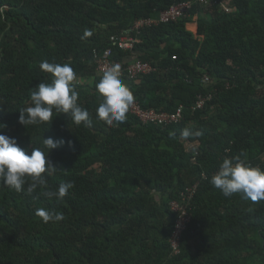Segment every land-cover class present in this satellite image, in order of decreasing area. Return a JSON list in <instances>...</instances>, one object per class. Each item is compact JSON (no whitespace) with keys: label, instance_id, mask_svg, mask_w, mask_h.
Masks as SVG:
<instances>
[{"label":"trees","instance_id":"16d2710c","mask_svg":"<svg viewBox=\"0 0 264 264\" xmlns=\"http://www.w3.org/2000/svg\"><path fill=\"white\" fill-rule=\"evenodd\" d=\"M185 1H193L188 18L158 23L161 11ZM195 1L0 0V134L29 155L42 138L63 139L47 154L56 169L44 175L52 190L73 184L63 199L42 188L27 194L30 180L22 192L0 184V264H264V200L225 197L210 184L225 157L244 153L264 170V0H222L231 13ZM195 16L202 42L186 30ZM147 19L155 23L133 29ZM85 30L92 35L82 39ZM122 39L132 51L119 48ZM131 56L158 72L131 78ZM43 60L72 66L90 127L55 111L49 125L18 122L31 91L51 82ZM98 61L120 65L143 112L182 107L183 119L98 121ZM199 95L210 100L192 110ZM185 128L200 135L181 140ZM175 201L188 205L190 219L178 235ZM41 207L64 219L42 223Z\"/></svg>","mask_w":264,"mask_h":264},{"label":"clouds","instance_id":"9594fccd","mask_svg":"<svg viewBox=\"0 0 264 264\" xmlns=\"http://www.w3.org/2000/svg\"><path fill=\"white\" fill-rule=\"evenodd\" d=\"M189 2L192 3L193 8V1ZM195 3L205 7L221 5L219 0H197ZM222 5L228 7L226 4ZM229 10L231 13L232 10L230 8ZM189 16L190 12L184 19ZM91 35V31L85 30L82 39ZM134 61L136 58L132 62ZM39 68L50 74L51 82L39 83L31 91L30 106L19 111L18 122L25 128L41 124L49 125L54 118L55 111L58 114H65L76 126L83 123L90 127L92 119L89 112L78 104L79 93L73 85L76 74L72 66L69 63H50L48 60H43ZM120 76V65L114 64L103 71L96 84L97 93L101 97V102L96 109V119L107 126L118 127L125 122L126 114L134 103L133 92L122 82ZM4 127L6 125L0 123V129ZM199 135V132L193 133L185 128L180 133V139L188 140L192 136L198 137ZM42 143L43 148L33 147L29 155L18 146L14 137L0 134V184L15 192H22L25 191L24 186L30 180L31 183L26 189L27 194L33 193L37 188H42L41 195L44 197L63 199L73 184L71 182L61 183L57 189L52 190L48 187L44 174H51L56 169L47 160V154L50 150L62 146L65 141L42 138ZM244 156L245 154L241 153L223 158L218 170L211 176L210 184L213 188L220 190L225 197L239 194L241 198L250 199L253 202L264 200V170L252 167L243 158ZM35 214L45 224L57 223L64 219L63 213L43 207L36 209Z\"/></svg>","mask_w":264,"mask_h":264},{"label":"built area","instance_id":"2783aa9c","mask_svg":"<svg viewBox=\"0 0 264 264\" xmlns=\"http://www.w3.org/2000/svg\"><path fill=\"white\" fill-rule=\"evenodd\" d=\"M220 7L223 12L225 13L230 12L229 8L226 7L225 5L221 4ZM191 8H192V3L189 1L182 2L177 5H172L168 9H165L159 13L158 23H161V24L170 23V22H175L180 19H184L185 17L188 16ZM153 23H155L153 20H148V19L138 20L137 22H135L133 29H139L141 26H150ZM118 45H119V48L123 50H132L133 41L122 39L118 42ZM104 57H107L106 53L104 54ZM172 60H176V57L173 56ZM97 63L99 65L98 70L101 73H103V71L106 70L107 68L111 67V65L107 61H98ZM128 71L130 72L129 76L133 79L136 78L137 75L139 74H149V73L158 72L157 68L153 67L150 63L142 62L139 60H136L133 63H131V65L128 67ZM210 81L211 80L208 76H204L202 78V84L204 86L210 85ZM207 100H210V97L208 95L205 97L199 95L197 97V101L192 106V110L203 107L204 103ZM181 109L182 107H180L177 110V112L173 113L172 115H165V114L158 115V114H155L154 112H143L140 109L139 104L137 102H134L133 105L130 106L128 113L137 116L143 123L154 122V121H159L161 123H174V122L178 123L183 119L181 115ZM190 193L191 192L188 193L187 197L185 196L183 197V200H182L183 202H188L186 201V199L189 198ZM180 206L181 205H179V203H177L176 201L171 203L172 210L178 214V220L176 223V226H177L176 235H178L184 229L185 224L189 223L190 221L188 217V212H187L188 205L186 204L181 207ZM177 246H178L177 240L175 239L172 241V248L175 253H178Z\"/></svg>","mask_w":264,"mask_h":264},{"label":"crops","instance_id":"0c3cea01","mask_svg":"<svg viewBox=\"0 0 264 264\" xmlns=\"http://www.w3.org/2000/svg\"><path fill=\"white\" fill-rule=\"evenodd\" d=\"M219 2H220V4H226V2L225 1H222V0H219ZM197 19H198V17L197 16H195V17H193L192 18V21L190 22V23H187L186 24V30L187 31H189L192 35H193V37L194 38H196V39H200V42H202L203 40H204V37H202V36H198L197 35V30H198V26H197ZM145 27V29H148L149 27L148 26H144ZM189 27V28H188ZM191 27V28H190ZM195 30V31H194ZM133 49V48H132ZM132 51V50H131ZM135 57H136V55H135ZM134 56H131V57H128L127 58V62H132L133 60H134V58H135ZM136 60H137V58H136ZM140 61V60H139ZM143 62V61H142Z\"/></svg>","mask_w":264,"mask_h":264},{"label":"rangeland","instance_id":"374dc122","mask_svg":"<svg viewBox=\"0 0 264 264\" xmlns=\"http://www.w3.org/2000/svg\"><path fill=\"white\" fill-rule=\"evenodd\" d=\"M189 28V27H188ZM191 28V27H190ZM195 31V30H194ZM80 82V81H79Z\"/></svg>","mask_w":264,"mask_h":264}]
</instances>
